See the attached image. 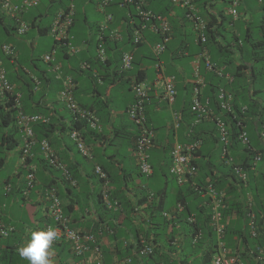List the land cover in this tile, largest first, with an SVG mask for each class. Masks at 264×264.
I'll use <instances>...</instances> for the list:
<instances>
[{
    "label": "trees",
    "instance_id": "16d2710c",
    "mask_svg": "<svg viewBox=\"0 0 264 264\" xmlns=\"http://www.w3.org/2000/svg\"><path fill=\"white\" fill-rule=\"evenodd\" d=\"M3 1L4 0H0V48L2 45L7 44L12 47L14 53L12 56H6L0 50V59L2 61V67L6 72V78L8 82L15 87V91L21 94L19 109H21L24 114L41 115L48 119L47 123L38 122L31 127L35 143L30 150V156L27 157V163L30 166L31 164L35 166L32 187L29 188L28 194L24 195V191L28 189L26 180L30 172L26 171V173H24L23 184L13 192L14 196L10 199V202H20L22 206L27 204L30 200L31 193L34 192L37 186V182L40 181V185L37 187L42 188V185L45 188L44 199L46 201L47 218L45 220L42 218L44 223H42L39 228V230H42L46 224L52 223L47 213L48 200H46V197L48 195L53 193L62 201L64 197L75 196L78 198L80 195H83L81 193L89 191L83 190V188H85V183L79 184L82 177H80L81 174L78 175L77 167H73L70 162L64 158L62 147H66L69 144L80 158L93 164L92 171L94 175H91V177L99 181L96 188L90 190V193L86 194L85 197L91 196L92 198H96V195H98L96 201H98L97 204H99V208H97V210L102 212L103 215L100 217L99 222L94 223L86 232L92 233L95 237L98 233L110 234V236H112V239L119 244V258H117V264H196L198 262L199 264H209L210 256L217 242L216 232L209 220L212 213L211 195H207L203 198L200 197L191 186V181H187L182 186L177 185V197L174 202L171 200V204H169L170 210L169 207L166 206L168 204L163 205L165 202L164 198L167 195L165 187H161L160 183H151V180H161L164 175L167 178V169L171 165L169 144L162 148L163 152L157 151L155 154L156 158L159 159L158 161L154 159L152 150L150 151V162L155 174L147 177L149 182L144 187L145 190L135 191L139 197H137L134 202L127 197L130 192L127 184L130 182L132 186L134 183L131 184V179L134 177H141V174L137 170L138 172H136L135 175V169L133 170L134 174L133 172L130 173V171H132L130 169L131 167L129 168L127 165L121 168L122 162L132 157L131 154L134 158L137 147L136 142L141 134V131L135 123L130 120L128 114V106L133 105L137 100L134 87L144 81L147 74V69H141L142 64L140 62L144 59H149L156 63L168 57L169 60H172L171 56L176 55L177 51L180 49L174 50L172 54L169 53L171 49L169 45L171 42L182 39L183 37V35L178 34L177 31L175 32V30L172 29V24L167 16L170 7L173 6L174 8L182 10V20L189 25L191 31L194 33V39L200 46L198 50L204 51V55H208L209 61L214 65L222 66L220 64H223L225 66H231V68L233 67V72L231 74L234 80L230 84L225 83V81L214 74L213 71H208L204 67L205 71L207 70V82H204L205 85H203V87L200 86V102L203 107L205 106L208 114L205 116L204 120L196 124V115L191 111L189 104V107L179 112V128L184 127L187 131L189 130L190 136H193L192 138L194 141L200 143L199 148L194 152L193 158H195L191 162L192 166L196 167L195 169L197 170L195 183L199 191L201 192V189L204 190L207 186H211L209 192H212L215 197H218L219 192L227 187L226 184L228 182H231L226 188L229 198L221 203L223 204V210H219L221 213V222L225 226L222 234L223 242L230 249L239 246V249H237L238 253L245 263L257 264L250 255L246 254L249 252L246 250V246L252 249L254 244L264 245V228L262 225L264 221V175L260 173L263 171L261 166H258L259 163L256 157L257 152H260L259 161L260 164H264V146H258L259 128L264 125V103H259L257 93H260V89L255 87V80L257 77L259 79L261 78L264 82V18L262 19L261 17L260 21L256 23L250 22L246 25H238V23H236L235 28L240 29H235L234 32H242V35L238 37L233 36L234 38L237 37L236 40H227L225 34L227 27L240 17L239 14L238 16L231 14L230 10L235 9L237 13L238 11L240 12L242 10L240 7L242 0H225L226 3L228 2L229 4L228 15L230 16V21H227V17L219 14L221 18L217 21L216 29L213 27L216 23V17L211 10L215 8L217 0H190L194 8L192 11L178 4H172L171 0H128L126 3H124L123 0H112L106 9L101 11V7H98L101 0H86V3L93 5V11L103 16L101 20L105 21V16L107 14L111 15L113 18L110 23L106 24V30L101 32L99 27L100 21L91 25L89 21L90 18L86 14V11H84L81 18H78L76 9L72 25L66 31V35L68 36L67 41L70 39L76 40L77 38L81 40L83 37L82 35H85L84 31H93L95 36L92 40V45L87 42L88 50L94 51L100 43L107 57L106 61L103 63L92 61L90 64L94 66L98 64L99 69L96 71V76L101 79V82H98V77H92L89 70L88 72L80 70L77 77H73L75 82L73 97L76 103L82 108L81 110L89 111L98 120L97 125H99V127L92 128L88 124V118H81L79 113L68 112L64 105V109L68 112L67 115L61 114L58 111V107L50 108L47 102L58 98L59 90L62 88L61 83L60 81L54 82V79L51 80L50 77L46 76V72L39 68L42 63L51 68V66L57 63L55 57H60L61 53H63V51L65 52L66 45H62L63 41L60 43L57 42L55 37L51 35L50 29L55 15L59 11L66 12L69 1L66 0L64 5H60L59 10L52 12L51 20L47 23H43V18L47 17L50 9L55 3L61 4V0H36V5L23 8L19 12H14L13 14L18 16L19 19L28 26V29L22 34L17 33L18 24L15 15H11L7 10H3ZM22 1L23 0H8L9 3L17 6H20ZM94 2H96V4ZM73 3L75 5V0H73ZM258 5L262 7L263 4ZM139 7L142 8L139 11H148L149 16L147 19L139 14V11L137 12L136 8ZM196 18H199L204 23L202 29L198 27L194 29V19ZM160 19L167 20L171 25L168 33L162 34ZM75 26L83 28V30L81 29V34H79V29H76L77 31L75 30ZM117 28L119 30V37L110 38L111 32ZM123 29H125L124 34L122 31ZM137 30L141 33L143 40L136 43L134 41V34ZM148 32L151 33V36L147 35ZM255 32H259L257 33L258 38L254 37ZM46 35H49L52 39L48 50H43L40 54L34 56H29L27 52H25V57L20 56L21 49L25 47L20 41L26 39L31 40L36 37L40 38ZM201 36L205 38L204 43L198 42ZM165 38H167L166 43L164 42ZM156 44L164 45V48L158 54L153 50ZM144 45L148 46V56L144 53L142 54V51L136 54L135 50H140ZM235 46H237L236 49ZM57 49L59 50L58 52L56 51ZM180 52L182 53V51ZM127 53L132 55L133 61H131L129 69H124L122 68L123 57ZM236 53H239L243 60L240 61L238 65H233L234 60H232V55ZM45 54L52 55L55 61L52 63H44L42 57ZM190 54L193 53H189L188 55ZM179 55L180 54H178V56L176 55L177 57H173L178 58ZM92 57L93 53L90 55V58ZM138 58L140 59L139 62L136 60ZM220 59L221 61L218 63ZM32 67L34 68L33 73L35 74V78L33 76L25 77L26 71H29ZM162 67L165 75L174 76L177 97L180 91L179 89L189 90V87L179 82L176 72L166 71V66L164 65ZM15 69L19 70V72L16 73L14 71ZM101 69L103 73H100ZM36 72L38 73L37 75ZM83 75H86L90 80L87 81L88 86L86 89L78 93V78H81ZM194 79L192 82H194ZM101 85L106 87L100 95V92H96V90L100 89ZM263 86L264 85L261 84L260 87L262 88ZM111 87H113V91L109 95V101L111 102L103 101L101 97L105 96V90ZM192 88L193 87L190 89L191 93ZM221 89H226L229 94H232V101L229 103L230 109L221 107L218 97L219 90ZM87 90L89 93H84ZM151 97L152 95L149 94V99H151ZM88 99H90V101ZM175 104L172 106L173 110ZM146 108L147 104H145V125L150 127L153 131H156L158 127L154 126V123L156 122L157 113L154 110L147 111ZM17 110L16 107L11 105L10 101L0 97V170L5 167V152L15 150L16 147L19 150V146L23 145L20 141V131L15 119ZM113 110L120 111L122 117L121 121L125 126H119V129L113 132L111 136L109 132H106V128L108 122L112 120L111 111ZM222 122L226 126L224 130L227 131L229 137V146L232 150L231 153L240 151V154H238L239 159H237L238 165L241 167V174L245 173L247 175L250 189L252 187V205L255 212L254 226H256L255 228L257 231L255 239L250 238L247 233L249 227L244 225L246 222V215L250 209L244 202H241L245 191L238 185L241 178L235 176L237 178L235 179L231 170L220 161L224 142H222L220 137L221 130L218 123ZM238 122H242L243 124L239 125L237 124ZM130 123L136 129L134 133L131 132V128L127 127ZM201 125L209 126L208 135H202L201 132H196L198 130L197 127ZM163 126L165 127V125ZM242 130L247 132L250 139L249 144L239 145L237 142L236 139ZM72 131L79 132L80 139L89 148L88 157L83 156L77 149V145L70 139L69 134ZM42 140L48 141L51 149H53L55 155H57L59 162L67 169L68 178H65L61 171L52 167L48 161L44 159L39 146ZM210 140L212 142H208ZM97 141H101L100 144H105V149L110 152V154H108L109 159H119V168L102 159L103 162H96L99 157L102 158V155H100L98 150L92 149L91 144ZM252 144L259 148H256V151L255 149L254 151L251 150L250 147ZM206 145L209 146L207 149ZM19 153H22V151L19 150ZM161 156L163 157L162 160ZM104 158L108 159L107 156H104ZM96 165L101 168L105 178H101L95 172ZM158 166L161 167V172L160 169L154 170ZM125 168L128 169V174L122 175V173L125 172ZM45 171L49 172L54 179H45ZM160 173L165 174L161 175ZM118 174L119 178H114ZM206 178H209L211 184L209 183V185H207V182H205ZM54 180H59L60 186L57 185L53 187ZM71 181L74 182V185L71 184ZM82 181L84 182V179ZM232 183L237 184L238 187H234ZM79 185L82 187L79 188ZM151 186L153 188H151ZM237 188L240 190V194L236 191ZM103 191L108 192V200L117 203L116 209L106 208L104 198L101 195ZM10 193L9 186V190L3 195L9 196L11 195ZM175 194L176 192H174V195ZM178 204L183 207L180 212L177 211ZM173 206L175 207L172 209ZM70 207L72 206L69 204L63 205V212L68 219ZM168 209L170 212H166L165 214H168L170 217L165 218L163 213ZM191 216L194 219L192 222H189V217ZM11 220L12 218L5 214V210L0 211V223L4 226H11L13 228L8 237L2 238L0 236V241L3 243L0 244V264H16L15 260L20 257V255L14 251L15 247H10L9 240L12 237L15 239L16 233H23L24 230H17L15 227L17 222L13 225ZM22 223L23 224L20 223L19 226L21 225L22 228H24L27 222ZM68 225L72 227L70 226V219ZM179 232H181L184 237L178 239L177 236ZM59 244H54L52 246ZM160 244H162V247H160ZM2 246L4 247L3 249ZM145 247H149L152 250L151 254L143 253ZM188 249L190 250L188 251ZM102 258L104 264H111L110 259L105 257L104 254H102ZM74 259H79L76 264H83V258L74 257ZM197 259H199L198 262H196ZM21 260L23 263L20 264H28L25 259Z\"/></svg>",
    "mask_w": 264,
    "mask_h": 264
},
{
    "label": "crops",
    "instance_id": "0c3cea01",
    "mask_svg": "<svg viewBox=\"0 0 264 264\" xmlns=\"http://www.w3.org/2000/svg\"><path fill=\"white\" fill-rule=\"evenodd\" d=\"M240 7L242 8V10H241L242 12L238 11V14L240 15L239 19L236 20L235 22L234 21L232 22V19H231L232 24L229 27H227V29L225 31L227 40L228 39L229 40H231V39L232 40L233 39L236 40V38L238 36H241L239 32H236V33L234 32L235 29L236 30L240 29V28H235V24L236 23H238V25L239 24L240 25L241 24L242 25H246V24H248L250 22L256 23L257 21L261 20L262 16H264V8L257 4V0H242V2L240 4ZM228 8H229L228 2L226 3L225 0H217L215 8L213 10H211L212 13L215 14V17H216L215 18L216 19V23H215V25H213L214 29H216L217 21H219L220 18H221V16H219V14H221V15H223L225 17H227V16L230 17L228 15ZM256 15L258 16V18L256 17ZM167 16L169 18L170 23L172 24V29L175 30V32L177 31L178 34L183 35L182 39H178V40L172 41L171 44L169 45L171 47V49L169 50L170 54L174 53L173 52L174 50L180 48L179 51H177V53H176L177 56H178V54H180L179 57L178 58H174L173 56H176V55H173V56H171L172 60H169V57L167 55V57H168L167 59L164 58L163 60H161L162 64L164 66H166V71L168 70V71L176 72L179 82L182 83L184 86L189 87V90H187V91H186V89H179L180 91L178 90L179 91L178 92V97H177V100H176V104H175V106L173 108H174V111L179 113L183 109H186L187 107H189L190 99H191V90L190 89H191L192 84H193L192 81L194 79V69L196 67H198L199 74L203 78L204 82H207L206 81L207 74H206V71L204 69L203 61H202V59L199 56V54L202 53L203 51H200V49L198 50V48H200V46H199V44L196 43V41L194 39V36H195L194 33L191 31L189 25L183 22V20H182V18H183L182 10H180L178 8H174L172 6V7H170V9L168 11ZM74 28H75V30L79 29V34H81V31L83 30L82 27L75 26ZM122 31H123V34H124L125 29H123ZM84 32H85V35H82L83 37L81 38V40H78V38L76 40L75 39H72V40L70 39L69 40L72 43L71 46H73L74 49H75L74 53H72L68 48H65V52L63 51V53H61L60 57H58V56L55 57L56 62L60 66V70L65 75H70L72 77H77V74L79 73V71L82 70L81 69V63L87 62L88 64H91V62L94 61V51L93 50L92 51L88 50L87 42H89L90 45H92V40H93V38L95 36V33L93 31H91V30L90 31H84ZM257 33H259V32H257ZM257 33L256 32L254 33V37H256V38H258V34ZM147 35L151 36V33L148 32ZM233 36L234 37L237 36V37L234 38ZM145 37H146V35H145ZM34 39L36 40V43H39V40H40L39 37L38 38L37 37L33 38L32 41ZM78 41L80 42L79 44H78ZM145 41H146V39H145ZM20 43H23L24 46H25L24 48L21 49L20 56L25 57V55H26L25 52H27V54L29 56L30 55L31 56L36 55L35 51L33 49L34 45L32 47V45L30 44V39H26L24 41H20ZM236 47L237 46H235V49H236ZM147 49H148V46L144 45L143 48H141L140 50H135V53L138 54L139 51H142V54L144 53L145 55L148 56ZM56 51L58 52L59 50L57 49ZM180 51H182V53ZM92 53H93V57L90 58V55H92ZM189 53H193V54L188 55ZM136 56H138V55H136ZM215 57H216V55H215ZM136 60L138 62L140 61L139 58L136 59ZM232 60H234L233 65L234 64L238 65L240 63V61L243 60V58L240 56L239 53H236V54L232 55ZM220 61H221V59L218 61V63H220ZM44 63H46V62H44ZM140 63L142 64L141 65V67H142L141 69L142 70L147 69L146 70L147 74L145 76L144 82L148 85V87L151 90H153L150 93L153 97H151V101L148 103V106H147L146 110L147 111L148 110H151V111L154 110L157 113V116H159L162 113L163 109L166 107L165 102L160 97H158V94H160V92L162 91V89L161 90L159 89V86L163 87V84L161 82H155V77H156L155 69H154V63L155 62L153 60L144 59ZM9 64H10V62H9ZM220 65H222V67H224L225 71L230 72V73L233 72V67H232V69H230L231 66H225L223 64H220ZM37 68H38V66H37ZM39 68L41 70H44L46 72V76L50 77L51 80L54 79V82H58V80H56V77H55V71L53 69V66H51V68H49V67H47V65L42 63L39 66ZM33 69L34 68L32 67V68H30L29 71H26L25 77L33 76L35 78V76H34L35 74L33 73ZM98 69H99L98 64L95 65V66L94 65H90V73H91V71H94V70L98 71ZM14 71L16 73L19 72V70H16V69ZM86 72H88V71H86ZM100 73H103L102 69L100 70ZM150 73L152 75H150ZM37 74L38 73L36 72V75ZM104 74H106V73H104ZM89 80L90 79L86 75H83L81 78H78V82H79L77 84V87H78L77 92L78 93L82 92L83 89H86V87L88 86L87 85V83H88L87 81H89ZM176 81H177V79H176ZM105 87L106 86L101 85V88L96 90V92H100V95H101L102 92L104 91ZM179 87H180V85H179ZM112 91H113V87L107 88L105 90V92H106L105 96L101 97L102 100L111 102V101H109V99H110L109 95H110V93H112ZM155 91L158 92V93L157 94L154 93ZM84 93H89V91L87 90ZM257 94H258L257 97L260 98L258 100L259 103L263 104L264 103V97L260 93H257ZM87 96H89V95H87ZM88 100L90 101V99H88ZM47 103H49L48 105H50V108L51 107H58V111L61 114H63V115L64 114H66V115L68 114V112L64 109L63 104L59 100V98L53 99V100H49V102H47ZM52 103H54V104H52ZM167 108H169V107H167ZM111 113H112V120H110L108 122V126L106 128V132H109L111 134V136H112L113 132H115L117 129H119V126L124 127L125 124L121 121L122 117H121V114H120L119 110H113V111H111ZM168 118H169V122L168 123H166V122L165 123H159V122L157 123L158 117L155 119L156 120L155 123H157V125H155V123H154V126H156L158 128H157L156 131H154L155 132V138H154V148L152 149V153L154 154V159L156 161H158L159 159L156 158L155 154L157 153V151H162L163 152L162 148L164 146H166L168 144H169V146H171V144L174 143L175 141H179L181 143H187V142H189V139L193 137V136L189 137V135H188L189 130L187 131L184 127L179 128L178 131H174V129L171 126L170 115H169ZM163 125H165V127ZM127 127L131 128L132 129L131 132H133V133L136 130L133 127V125H131V123ZM197 129L198 130L196 132H201L202 135L203 134H207V135L209 134L208 133L209 126L201 125V126L197 127ZM101 141L93 142L91 144L92 149L98 150L100 155H102L101 156L102 158L99 157V159L96 160V162L104 160V161L109 162L111 165H113L115 167L118 166L119 165V163H118L119 159H109L108 154H110V152L105 149V144H100ZM208 142H212V141L210 140ZM258 143H259L258 146L262 147L260 140H258ZM209 145H212V144H209ZM64 147H62V149H63L62 152H64L63 153L64 158H66V160L69 161L70 164L73 167H77L78 175L81 174L80 177H82V180L84 179V182L82 180H80L79 184H84L85 183L84 184L85 188H83V190H89V191L83 192V193H81V191H80V193L83 194V195L82 196L80 195V197H78V198H76L75 196L66 197V198L64 197V199H62V203L64 205L69 204V205L72 206L69 209L70 210L69 219H70V224H71L70 226H72L73 228H78V229H82V230L86 231V230H89V228L94 223L99 222L100 217L103 215L102 212H99V210H97V208H99V206H98L99 204H97L98 201H96L98 199V195H96V198H92L91 196H86L85 197L86 194L90 193V190H93V189L96 188L95 185L93 186V179L91 177V175H94V173L92 171L93 164L91 162H88V161L82 159V158L78 159V157L76 156V152L74 151V149H73V147L71 145L68 144L65 147V149L68 147L66 150L64 149ZM208 147L209 146L206 145V149ZM13 151H16V154L14 156H11L10 153L13 152ZM237 153H238V151H235L234 154H233V156L235 158L237 156ZM104 156H107L108 159H105ZM131 156L132 157H130L128 160L125 159L122 162V164H121L122 167L121 168H124V165H127V166H129V168L131 167L130 169L132 171H130V173L133 172V170L135 169L134 172H135V175H136V172H138L137 171L138 169H137V166H136V161H135V158H133L132 154H131ZM162 156H161V160L163 158ZM5 157H6L5 165H4L5 167L2 168L0 171H2L3 169H5L7 167L9 161L13 162V160H15V165H14V168L12 169L11 174L5 175L6 177H4L2 179V183L0 184V190H1L0 191V211H4L5 210V214H7L8 216H10L12 218L11 221H12L13 225L16 222L18 224H20V223L23 224L22 222H27L26 224L35 222V228H33L32 230L38 231L40 226L42 225V223H44L43 221L45 219H47L46 218V201L44 199V190H45V188L42 185H41L42 188L37 187V186L40 185V183H39L40 181H39V182H37V186H36L34 192L31 193L30 198H29L30 200H29V202L27 204L22 206V204L20 202L11 203L10 199L13 198V196H14L13 192H15L17 190V188H20L21 185L23 184L22 182H23V179H24V173H26L27 170L21 163L20 153H19V150H18L17 147H16L15 150H11V151L5 152ZM31 165H32V167H35L33 164H31ZM118 168H119V166H118ZM156 169H158V170L160 169V172L162 170L160 166L156 167L154 170H156ZM261 169H262L263 172H260V173L262 175H264V169H263L262 166H261ZM124 170H125V172H123L122 175H127L128 174V169L125 168ZM134 172H133V174H134ZM118 173H119V171H118ZM153 174H155V173L153 172ZM160 174L163 175L165 173H163V174L160 173ZM44 175H45L44 176L45 179H47V180L48 179H50V180L54 179V177H52L49 174V172L45 171ZM196 177H197V174H196ZM196 177H195V179H196ZM114 178H119V174L117 176H115ZM163 179L165 181H167V178H166L165 175L159 181H162ZM195 179L193 181L194 183H195ZM208 180H209V178H206L205 182H207ZM129 181H127V182H129ZM131 181H132L131 184L132 183H134V184L132 186L130 185V182L127 184L128 187H129L128 189L130 191L129 194L127 195V197L130 200H133V202H134L137 199V197H139V195L137 193H135V191L145 190L144 187L148 184V182H146L142 176L141 177H134L133 179H131ZM7 185L10 186V192H11L10 194L11 195L4 196L3 194L6 192L5 187ZM57 185L60 186V181L59 180H54V183H53L52 186L56 187ZM81 187L82 186L79 185V188H81ZM168 188L169 187L165 183V191L166 192H168L167 191ZM174 192H176L175 195H174ZM169 195L173 196L172 202H174V200H176V197H177L176 188H174L169 193ZM200 197H202V196H200ZM165 204H168L166 206L169 207V209H170V205L169 204H171V201L168 202V203L164 202L163 205H165ZM15 205L19 206V207H22V211L23 212L25 211L24 219L21 218V217L15 216V212L13 210V206H15ZM9 207H10V209L8 210ZM174 207L175 206H173L172 209ZM81 208H82V210H81ZM169 209L167 211H165V212H170L171 209L170 210ZM29 212L31 214H33V218H34L33 221H27ZM42 218H44V220ZM34 231H32V233ZM32 233L28 232L27 230H25L23 233L22 232H17L15 239H14V237H12L9 240L10 247L14 246L15 247L14 251L19 254L20 247H22L28 240H30ZM27 236H28V238H27ZM96 237H97V242L100 245L102 254H104L105 257H108L110 259V263L111 264H117L118 263V259L117 258H119L118 257L119 256V252H118L119 244L116 243L112 239V236H110V234L107 235V234L98 233L96 235ZM182 237H184V235L181 232H179V235L177 236V238L179 239V238H182ZM0 244H3V243L0 241ZM160 247H162V244H160ZM3 248L4 247L2 246V249ZM50 252H51L50 259L52 261V264H76V262L79 261V259L78 260L74 259V257L70 254L69 247H68V244L66 242H62L59 245L52 246L51 249H50ZM21 259L22 258L18 257L15 260V263L16 264L23 263ZM25 261L28 262L26 259H25ZM83 262L84 261L82 259V263Z\"/></svg>",
    "mask_w": 264,
    "mask_h": 264
},
{
    "label": "built area",
    "instance_id": "2783aa9c",
    "mask_svg": "<svg viewBox=\"0 0 264 264\" xmlns=\"http://www.w3.org/2000/svg\"><path fill=\"white\" fill-rule=\"evenodd\" d=\"M69 5L67 6L66 12L59 11L56 15L55 18L53 19L51 23V29L50 33L53 37H55V40L57 42H61L67 39L66 36V30L72 25L73 22V16L75 12V7L73 5V0H68ZM110 1L112 0H102L101 1V6L102 8H106ZM128 0H123L124 3H126ZM173 4H178L181 7H186L189 8V10H193V6L190 3V0H171ZM262 2V0H260ZM37 1L36 0H23L20 6L11 4L8 2V0H4L2 2V7L3 10H7L11 15L14 12H19L23 8H28L36 5ZM264 3V2H263ZM122 5V4H120ZM231 14L234 16H237V11L235 9L230 10ZM139 14L144 16L145 19L148 18L149 13L148 12H143L139 11ZM15 15V14H13ZM16 22L18 24L17 27V33L22 34L24 33L27 29L28 26L19 19L18 16H16ZM111 15H106L105 16V21L101 25L100 30L104 31L106 28L107 23H110L112 20ZM194 27L195 29L198 27L200 29L203 28L204 23L202 20L199 18L194 19ZM160 29L162 31V34L168 33L169 32V25L168 23L160 19ZM112 37H119V30L115 29L111 32L110 38ZM200 38V37H199ZM142 35L139 32V30L135 31L134 34V41L141 42ZM167 38L164 39V42L166 43ZM200 42H205V38L201 36V39L199 40ZM164 48V45H159L156 44L154 47V52L158 54L161 52V50ZM0 50L6 55V56H12L13 49L9 45L5 44L2 45ZM98 57L100 60H103L105 58L103 50L99 48L98 50ZM43 60L47 63L52 62L53 58L52 55L50 54H45L43 56ZM132 61V56L130 53H127L123 57V65L122 68L124 69H129ZM205 66L206 69L208 70H215L213 69L212 64L208 61L205 60ZM216 71V70H215ZM202 84V80L198 79L196 81V85L193 90V100H192V106L191 110L192 112L197 114V117H201L204 114H206V109L205 106L203 107L202 104L200 103L199 100V86ZM72 88V82L70 79H66L63 81V90L59 93V98L62 102H64L66 108L72 112V113H79V116L81 118H88V124L92 128H97L99 125H97L98 120L96 117L93 116L92 113L89 111L81 110L76 103L73 101L71 94ZM134 91L136 94V102L131 105L128 109L129 116L131 120L135 121L137 124L142 125L143 121V116H142V109H143V100L146 97V92L143 86L137 85L134 87ZM175 90L173 87V78L169 77L165 81V98L169 103H172L175 98ZM0 97L2 99H6L7 101L11 102V105L13 107H16L17 114H16V124L17 127L21 133V139H22V147H21V156L20 160L22 165L27 169V171H30L27 175V188L24 191V195H27L29 192V188L32 187V182L34 179V172L35 168L28 165L26 163L27 157L30 156V150L32 146L34 145V139H33V132L31 129V125L42 122V123H47L48 119L44 118L39 115H25L23 114L20 110V94L15 91V88L12 84H10L6 78V72L4 68L2 67V61L0 59ZM219 101L221 103L222 108H228L229 101L231 99L230 95L223 91H219ZM218 126L221 130V140L226 142L227 138V131L224 130L223 124L218 123ZM261 135H264V128L261 132ZM70 139L77 145V149L80 151V153L83 156L88 157L89 156V148L83 143V141L80 139L79 132L77 131H72L69 134ZM151 133L146 131L145 129L142 130L138 140H137V147H136V156L139 164L140 171L143 175H149L151 173V167L147 163V154L146 151L148 147H150L151 141ZM240 138L242 139L243 143H247V137L245 133H241ZM40 146V152L43 155L44 159L48 161V163L61 171L63 176L65 178H68V171L67 169L59 162V159L57 155H55L53 149H51L48 141L42 140L39 143ZM192 148L191 147H181L179 145H176L173 149L172 152L170 153L171 156V165H170V173L175 177L176 181L178 184L183 183L185 178L191 177L194 173L195 168L191 164L192 160ZM95 172L101 177L105 178L104 173L100 169V167L95 166ZM71 184L74 185V182L71 181ZM8 190V188H7ZM209 195H211V200H212V213L210 215V224L214 228L216 235H217V244L216 248L214 249V254L212 257H210L209 264H248L245 263L242 260L241 255L238 253L239 246L235 247L234 250H230L227 248L226 244L222 241L223 238V228L225 227L224 224L221 222V213L219 212L220 208H223L222 205L218 202V200L215 199V196L213 195L212 192H209ZM102 197L104 198V204L106 205L107 209H116L117 203L116 202H111L108 200V192L103 191L102 192ZM46 200H48V210L47 213L52 221V223L46 224L43 229H47L48 227L54 228L58 232V239L54 241V244H59L62 241L66 242L69 245V249L71 254L74 257H81L83 258V264H104L103 263V258H102V252L99 243L97 242V238L89 232H86L82 229L78 228H72L69 227L68 222L69 219L68 217L64 214L63 212V204L61 200L55 196L53 193L48 195L46 197ZM182 210V206L178 205L177 206V211L180 212ZM165 218H169L170 216L168 214H163ZM193 217H189V222L193 221ZM264 228V223L262 224ZM11 226H4L0 223V235L2 237H7L10 232L12 231ZM249 234L251 237L255 238L257 236L256 228L254 226V223L251 222L249 224ZM248 255H250L255 262L264 264V246L260 245H255L253 246L252 249H248ZM144 254H151V249L148 247H145L143 250Z\"/></svg>",
    "mask_w": 264,
    "mask_h": 264
},
{
    "label": "clouds",
    "instance_id": "9594fccd",
    "mask_svg": "<svg viewBox=\"0 0 264 264\" xmlns=\"http://www.w3.org/2000/svg\"><path fill=\"white\" fill-rule=\"evenodd\" d=\"M102 1V0H101ZM264 0H262V2H260V0H257V4H263L262 5V7L264 8ZM190 3H191V1H190ZM173 4V3H172ZM73 5H74V3H73ZM174 5H176V4H174ZM192 5V4H191ZM74 7H75V5H74ZM98 7H101V11H104L105 9L104 8H102V6H101V2L98 4ZM142 7V6H141ZM141 7H139V8H136V10H137V12L140 10V9H142ZM59 10V9H58ZM146 12H148V11H146ZM75 13H76V7H75V12H74V15H75ZM237 16H238V13H237ZM264 18V16H262V19ZM164 20V19H163ZM166 22H167V20H165ZM263 21H264V19H263ZM103 22H104V20H102L101 22H100V24H99V27L101 28V25L103 24ZM168 23V22H167ZM106 25V24H105ZM168 25H169V28H171V25L168 23ZM71 27V26H70ZM263 28H264V26H263ZM118 29V28H117ZM194 29H195V27H194ZM68 30V29H67ZM66 30V31H67ZM105 30H106V28H105ZM101 31V30H100ZM102 32V31H101ZM66 33V32H65ZM67 36V35H66ZM67 39H68V36H67ZM67 39L66 40H64L63 41V46L64 45H66V48H68L72 53H74L75 52V49H74V47L73 46H71V42L70 41H67ZM101 41V40H100ZM67 42V43H66ZM145 42V41H144ZM198 42H200L199 40H198ZM196 43H197V41H196ZM200 43H202V42H200ZM204 43V42H203ZM198 44V43H197ZM99 48H101L102 50H103V53H104V56H105V58L103 59V60H100L99 59V57H98V50H99ZM94 62H100V63H103L104 61H106V54H105V50H104V48H103V46H102V44H98L97 45V47L95 48V50H94ZM204 51L202 52V53H200L199 54V56H200V58L203 60V62H204V67H205V69H206V66H205V60H208L209 61V59H208V55H204ZM44 56V55H43ZM132 56V55H131ZM52 58H53V60H52V62H54L55 60H54V57L52 56ZM205 58V59H204ZM42 59H43V57H42ZM44 61V60H43ZM132 61H133V57H132ZM45 62V61H44ZM52 62H50V63H52ZM210 62V61H209ZM47 63V62H46ZM211 63V62H210ZM212 64V66H213V69H215V70H208V71H213V73L214 74H216L219 78H221V79H223L224 81H225V83H227V84H230V83H232L233 82V80H234V78H233V76H232V74L230 73V72H227V71H225V69H224V67H222V66H217V65H214L213 63H211ZM54 66V71H55V77H56V80H58V81H60V83H61V90H63V81L64 80H66L67 78L68 79H70L71 80V82H72V88H71V91H72V94H71V97H72V99H73V101L76 103V101H75V99H74V97H73V90H74V88H75V82H74V78L72 77V76H70V75H65V74H63L62 73V71L60 70V66H59V64L58 63H56V64H54L53 65ZM131 66V65H130ZM163 64H162V61H158V62H156V63H154V69H155V74H156V77H155V82H161L162 84H163V87H162V91L160 92V94H158V97H160L164 102H165V104H166V106L167 107H169V111H170V121H171V126H172V128L174 129V131H178L179 130V125H180V121H179V119H178V117H179V113H177L176 111H174L173 109H172V106L175 104V101H176V98H177V91H176V89H175V78H174V76H169V75H165L164 73H163ZM81 69L83 70V71H90V64H88L87 62H84V63H81ZM206 70V71H207ZM91 74H92V77H98V76H96L97 75V72L94 70V71H91ZM169 77H172L173 78V87H174V90H175V92H176V94H175V98H174V101L172 102V103H169L167 100H166V98H165V81H166V79L167 78H169ZM194 84H192V93H191V99H190V109H191V106H192V98H193V90H194V87H195V85H196V81L198 80V79H200V80H202V84L200 85V86H202L203 87V85H205L204 84V81H203V78L201 77V75L199 74V71H198V67H196L195 69H194ZM101 79L98 77V82H101L100 81ZM138 85H141V86H143L144 87V89H145V92H146V97H145V99L143 100V109H142V116H143V121H142V125L141 124H137L135 121H133V120H131V118H130V120L131 121H133L134 123H135V125L138 127V129L142 132V130H146V131H148V132H150L151 133V138H150V141H151V144H150V147H148V149H147V151H146V154H147V163L149 164V166L151 167V173L149 174V175H143L142 173H141V171H140V168H139V164H138V160H137V156H136V151H135V153H134V158H135V161H136V166H137V169H138V171L140 172V174H141V176L142 177H148V176H150V175H152L153 174V168H152V166H151V162H150V151L154 148V138H155V132L150 128V127H148L147 125H145V120H146V117H145V104H147V106H148V103L151 101V99H149V94L151 93V91H153V90H151L149 87H148V85L144 82V81H142V82H140ZM200 86H199V90L201 89L200 88ZM15 88V87H14ZM61 90H59V93L61 92ZM221 90H223V89H221ZM220 91V90H219ZM223 91H225V92H227V90L225 89V90H223ZM19 93V92H18ZM59 93H58V98H59ZM154 93H158V92H154ZM228 93V92H227ZM20 94V93H19ZM229 94V93H228ZM230 95V97L232 96V94H229ZM20 96H21V94H20ZM153 97V96H152ZM199 100L201 101V96H200V91H199ZM21 98V97H20ZM258 99H260V98H258ZM59 100H60V98H59ZM61 101V100H60ZM231 101H232V97H231V99H230V101H229V103H231ZM62 102V101H61ZM201 103V102H200ZM62 104L64 105V107L66 108V106H65V104H64V102H62ZM76 105L80 108V109H82L77 103H76ZM129 107L130 106H128V109H129ZM20 108V107H19ZM67 109V108H66ZM228 109H230V104L228 105ZM243 109H245V108H243ZM20 111H21V109H19ZM68 110V109H67ZM85 111H87V110H85ZM192 111V110H191ZM22 112V111H21ZM68 112H70L69 110H68ZM23 113V112H22ZM24 114V113H23ZM129 114V113H128ZM195 115H196V120H195V122H196V124H199V122L201 121V120H204L205 119V116H207V114L208 113H206V114H204L203 116H201L200 118L199 117H197V114L196 113H194ZM26 115V114H25ZM39 116H41V115H39ZM16 117V116H15ZM43 117V116H42ZM44 118H46V117H44ZM169 122V121H168ZM36 124V123H35ZM222 124H223V127H224V129H225V124L222 122ZM237 124H239V125H241V124H243L242 122H238ZM32 125H34V124H32ZM32 125H31V127H32ZM170 126V127H171ZM263 128H264V125H262V126H260V128H259V137H258V140H260L261 141V146L263 147L264 146V135L262 136L261 135V132H262V130H263ZM32 129V128H31ZM33 132V131H32ZM241 133H245V135H246V137H247V140H248V142L247 143H243L242 142V139L240 138V136H241ZM188 135H189V137H190V132L188 133ZM20 136H21V133H20ZM139 138V137H138ZM33 139H34V134H33ZM237 142L239 143V145L240 144H242V145H246V144H249V142H250V139H249V136H248V134H247V132H245L244 130H242L240 133H239V135H238V137H237ZM21 141V143H22V139L20 140ZM41 142V141H40ZM222 142H224V146H223V150H222V152H221V155H220V157H221V159H220V161L221 162H223V164L228 168V169H230L231 170V172H232V175H234V177L235 176H239L240 178H241V180H240V183H238V185H240L245 191H244V197L241 199V202H244L245 203V205L246 206H248V208L250 209L249 210V212L247 213V215H246V222L244 223V225H246L247 227H249V224L251 223V222H253L254 223V225H255V212H254V207H253V205H252V193L253 192H251V189H252V187H251V189H250V185H249V183H248V177H247V175L244 173V174H241V167L238 165V161H237V159H239V157H238V154H240V151H238V153H237V156H236V158L233 156V154L234 153H231V149H230V146H229V137H228V134H227V138H226V142L225 141H222ZM35 143V142H34ZM136 144H137V142H136ZM176 145H179V146H181V147H191L192 148V160L195 158H193V155H194V152H196V150L199 148V145H200V143L199 142H197V141H194V139H192V138H190L189 139V142H187V143H181V142H179V141H175L174 143H172L171 144V146H170V148H169V157H170V160H171V156H170V153L172 152V149L176 146ZM21 147H22V145L21 146H19V150H21ZM256 148H259L258 146L256 147V146H254L253 144L251 145V147H250V149L251 150H253L254 151V149H255V151H256ZM229 151V152H228ZM260 155H261V153L260 152H257V154H256V157H257V160H258V162H260L259 161V158H260ZM20 156H21V153H20ZM192 160H191V162H192ZM26 163H27V161H26ZM28 164V163H27ZM29 165V164H28ZM32 166V165H31ZM97 166V165H96ZM99 167V166H98ZM194 168H196V167H194ZM101 169V168H100ZM196 170V169H195ZM194 170V173H193V175L191 176V177H188V178H185V180L183 181V183H181V184H178L177 183V181H176V179H175V177L170 173V167H169V173H170V175H171V177H172V179L173 180H175V182L177 183V185L178 186H182V185H184L187 181H191L190 182V184H191V186L193 187V189L197 192V194L199 195V196H202V198L203 197H205V196H207V195H209V190H211V186H207L206 187V189H201V192L199 191V189H198V186H196L197 184H195L193 181H194V179H195V177H196V173H197V170L195 171ZM35 173V172H34ZM235 179H237L236 177H235ZM194 183V184H193ZM209 183H210V180H208L207 181V185H209ZM231 182H228L227 184H226V186L228 187V184H230ZM211 184V183H210ZM233 184V186L234 187H238L237 186V184H235V183H232ZM225 186V187H226ZM230 186V185H229ZM226 187V188H227ZM7 188H8V190H9V185H7L6 187H5V189H6V191H8L7 190ZM223 189L222 191H220L219 192V196L218 197H215V199L216 200H218V202L220 203V205H222L223 206V204H221L222 202H224L225 200H227L228 198H229V194L227 193V189ZM250 190V191H249ZM236 191L238 192V194H240V190L237 188L236 189ZM102 195V194H101ZM62 202V201H61ZM63 204V203H62ZM64 205V204H63ZM178 205H180V204H178ZM177 205V206H178ZM180 206H182V205H180ZM182 209H183V207H182ZM221 210H223V208H220ZM253 209V210H252ZM182 211V210H181ZM164 213H166V212H164ZM163 213V214H164ZM260 219H261V215H260ZM209 220H210V218H209ZM264 223V221L262 222V224ZM256 227V226H255ZM73 228V227H72ZM257 232V231H256ZM247 233H248V235L250 236V234H249V230L247 231ZM1 236V235H0ZM2 237V236H1ZM8 237V236H7ZM2 238H6V237H2ZM250 238H252V239H255V238H253V237H251L250 236ZM58 239V232H57V230L56 229H54V228H51V227H48L47 229H42V230H38V231H34L32 234H31V238H30V240H28L22 247H20V249H19V255H20V257L22 258V259H26L27 261H28V264H52V261H51V259H50V257H51V252H50V249H51V247H52V245H53V243H54V241L55 240H57ZM218 241V240H217ZM223 241V240H222ZM216 244H217V242H216ZM256 244H254L253 246H255ZM257 245H259V244H257ZM227 246V245H226ZM252 246V247H253ZM260 246H264V245H260ZM68 247H69V245H68ZM216 248V245H215V247L213 248V253L211 254V256L210 257H212V255L214 254V249ZM227 248H228V246H227ZM246 250H248L249 249V246H246ZM230 249V248H229ZM235 248H233V249H230V250H234ZM69 251H70V249H69ZM151 252H152V250H151ZM70 254H71V252H70ZM73 256V255H72ZM74 257V256H73Z\"/></svg>",
    "mask_w": 264,
    "mask_h": 264
},
{
    "label": "rangeland",
    "instance_id": "374dc122",
    "mask_svg": "<svg viewBox=\"0 0 264 264\" xmlns=\"http://www.w3.org/2000/svg\"><path fill=\"white\" fill-rule=\"evenodd\" d=\"M95 1H97V0H95ZM226 1H228V0H226ZM65 3H66V0H61V4L60 3H55L52 6V8L50 9V12L48 13L47 17L46 18H43V20H44L43 23H47L49 20H51V14H52V12H56L59 9L60 5H64ZM94 3L96 4V2H94ZM75 7H76L77 12H78L77 13V17L78 18H81L83 16L84 11H86V14L90 18L89 21H90V24L91 25H93L94 23H97V22L101 21V19L103 18V16L100 13L93 11V5L92 4H89V3H86V0H75ZM256 17L258 18L257 15H256ZM228 20L230 21V17L227 16V21ZM239 33H240V35H242V32H239ZM39 39H40L39 40V43H36V40L35 39L33 41H32V39L30 40V44L32 45V47L34 45V48L33 49L35 51V54H40L43 50H48L49 47H50V45H51V40L52 39H51V37L49 35L40 37ZM79 43L80 42L78 41V44ZM230 69H232V68L230 67ZM150 75H152V74L150 73ZM261 84L264 85L263 80L261 78L259 79L257 77V79L255 80V87L260 89L259 92L264 97V86L261 88L260 87ZM159 89L161 90L162 87L159 86ZM118 100H119V98H118ZM169 115H170V111H169V108H167V106H166L163 109L162 113L159 115L160 117L157 116L158 117L157 123L158 122L159 123H162V122L168 123V121H169V118H168ZM157 123H156V125H157ZM10 154H11V156H14L16 154V151L11 152ZM76 156L78 157V159H81L80 156L77 153H76ZM258 163H259L258 166H262L263 169H264V164H260V162H258ZM14 165H15V160H13V162L12 161H9L7 167L5 169H3L2 171H0V184L2 183V179L4 177H6L5 175L11 174L12 169L14 168ZM143 178H144V180L146 182H149V179H147V177H143ZM151 183H155V184H159L160 183V186L161 187H165V183H166L169 188L167 190L168 192H166L167 195L164 198V201L166 203H168V202H170L172 200L173 196H170L169 193L174 188L177 187V183L170 176L169 168L167 169V181H165L164 179L161 182L159 180H151ZM93 184L96 187L97 184H98V180L97 179H93ZM151 188H153V187L151 186ZM9 209H10V207L8 208V210ZM13 210L15 212V216L21 217V218L24 219V217H25V214H24L25 211L24 212L22 211V207H19V206H16L15 205V206H13ZM33 219H34L33 218V214H31L29 212L28 213V219H27V221H33ZM15 226L17 227L16 228L17 230H19V229L24 230V231L27 230L28 232H31L32 233V231H33L32 229L35 228V222L26 224V226L24 228H22L21 225L19 226V224H17V223L15 224ZM189 250L190 249H188V251ZM181 254H185V253H181ZM198 261H199V259L196 260V262H198ZM196 264H199V262L196 263Z\"/></svg>",
    "mask_w": 264,
    "mask_h": 264
}]
</instances>
